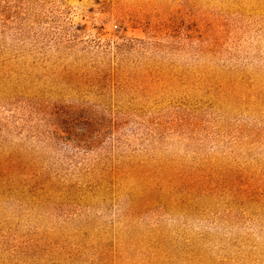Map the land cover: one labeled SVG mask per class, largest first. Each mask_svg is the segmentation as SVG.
<instances>
[{
  "label": "rangeland",
  "instance_id": "obj_1",
  "mask_svg": "<svg viewBox=\"0 0 264 264\" xmlns=\"http://www.w3.org/2000/svg\"><path fill=\"white\" fill-rule=\"evenodd\" d=\"M0 264H264V0H0Z\"/></svg>",
  "mask_w": 264,
  "mask_h": 264
}]
</instances>
